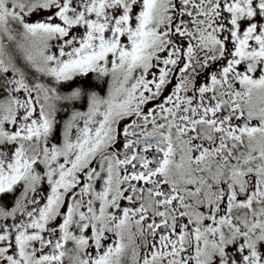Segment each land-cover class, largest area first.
<instances>
[{
    "label": "snow or ice",
    "instance_id": "obj_1",
    "mask_svg": "<svg viewBox=\"0 0 264 264\" xmlns=\"http://www.w3.org/2000/svg\"><path fill=\"white\" fill-rule=\"evenodd\" d=\"M0 264H264V0H0Z\"/></svg>",
    "mask_w": 264,
    "mask_h": 264
}]
</instances>
